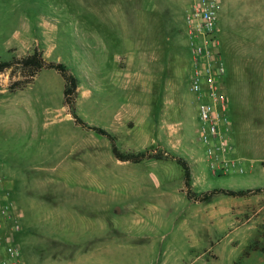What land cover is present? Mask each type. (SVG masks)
<instances>
[{
    "label": "rangeland",
    "instance_id": "1",
    "mask_svg": "<svg viewBox=\"0 0 264 264\" xmlns=\"http://www.w3.org/2000/svg\"><path fill=\"white\" fill-rule=\"evenodd\" d=\"M187 5L0 0L2 60L47 50L49 61L63 63L79 81L80 120L108 130L122 151L168 155L119 162L107 138L67 116L65 82L56 70L0 96V177L12 183L11 198L23 209L24 264H264V208L248 204L264 200V0H230L218 20L231 140L246 168L224 176L213 173L199 141ZM158 21L173 26L170 40ZM248 50L260 55L244 57ZM14 80L0 73V90ZM239 96L244 103L234 102ZM89 135L91 154L89 140L81 147ZM98 138L101 155L94 150ZM171 157L199 172L202 183L192 182L197 196L216 189L261 192L189 199L184 170Z\"/></svg>",
    "mask_w": 264,
    "mask_h": 264
},
{
    "label": "built area",
    "instance_id": "2",
    "mask_svg": "<svg viewBox=\"0 0 264 264\" xmlns=\"http://www.w3.org/2000/svg\"><path fill=\"white\" fill-rule=\"evenodd\" d=\"M220 0H191L185 24L191 56V89L197 96L198 136L211 170L224 176L246 172L232 144L230 102L224 88L228 68L217 36ZM23 212L9 198L0 177V264H24L17 237Z\"/></svg>",
    "mask_w": 264,
    "mask_h": 264
},
{
    "label": "trees",
    "instance_id": "3",
    "mask_svg": "<svg viewBox=\"0 0 264 264\" xmlns=\"http://www.w3.org/2000/svg\"><path fill=\"white\" fill-rule=\"evenodd\" d=\"M43 70H56L64 79L65 82V104L68 108L69 113L73 116L76 123L80 124L83 128L91 130L100 136L107 138L111 144V150L115 158L120 162H130V163H141L144 160H162L168 155L161 152H133V151H122L117 147L116 137L109 133L107 130L90 126L79 119L75 112L77 98L79 94V81L78 79L69 71L66 65L63 63H56L49 61L39 48H34V50L25 56L16 57L14 56L10 60H2L0 58V73L10 72L11 79L14 80L15 77H22L23 79H15L11 82L8 87V92L15 93L26 89L31 85L38 75ZM178 165H180L184 170V184L189 199L195 200L200 203H205L217 196L225 195L230 197H249L257 195L261 190H227V189H216L213 191H208L197 196L192 192L191 186V172L190 167L187 162L180 157H171Z\"/></svg>",
    "mask_w": 264,
    "mask_h": 264
},
{
    "label": "crops",
    "instance_id": "4",
    "mask_svg": "<svg viewBox=\"0 0 264 264\" xmlns=\"http://www.w3.org/2000/svg\"><path fill=\"white\" fill-rule=\"evenodd\" d=\"M221 1V3H222V11H221V14L220 15H222V12L223 11H225V9H226V6H227V4H228V2L230 1V0H220ZM191 2V0H187V3H188V5H189V3ZM188 5H187V8H188ZM246 13V12H245ZM247 16H249V14H247ZM153 22V21H152ZM158 22H160V21H158ZM166 23V24H165ZM165 23H162V21L160 22V23H158V25L161 27V26H163L162 27V29H161V31H160V33L162 34V36H164V35H166V37L169 39L170 37H171V28L173 29V26H171V23L169 22V21H167V22H165ZM150 25H153V23H146L145 22V26L146 27H151ZM144 26V25H143ZM144 26V27H145ZM152 30L151 29H146V32H150V34L153 32H151ZM154 31H156V30H154ZM153 36V35H152ZM217 36H218V28H217ZM164 38V37H163ZM218 38H219V36H218ZM170 40V39H169ZM219 40H220V51H221V53H223V51H224V49L222 48L223 47V44H222V41H221V39L219 38ZM38 48V47H37ZM223 49V50H222ZM39 50H41L43 53H44V56L48 59V56H49V53H47V50H45V49H40L39 48ZM142 50H140L139 51V53L137 54V55H135V57H132V58H136V57H140L141 55H142V52H141ZM189 52H190V50H189ZM249 52V53H248ZM257 52V53H256ZM260 51L259 50H257V51H251V50H248V51H245V53L243 54V56L244 57H248V56H251V58H256L257 57V55L259 56L260 54ZM223 55V54H222ZM154 58H160L157 54L154 56ZM250 58V57H249ZM159 60L160 59H157V61L159 62ZM161 61V65H162V60H160ZM125 78V77H124ZM190 86H191V78H190ZM151 88V87H150ZM224 88H225V85H224ZM151 90V89H150ZM191 91H192V89H191ZM193 92V91H192ZM16 93V92H15ZM194 93V92H193ZM227 93V95H228V98H229V102H230V104H231V101H232V98H231V95H229L228 94V92H226ZM8 94H12V93H10V92H8L6 89H3V90H0V96L2 97V96H6V95H8ZM195 94V93H194ZM196 95V94H195ZM234 96V95H233ZM196 101H197V96H196V99H195ZM231 100V101H230ZM242 100H244V97L242 98V97H240L239 96V98H234V102H238V103H244V102H241ZM195 101V102H196ZM196 105H197V113H198V104H197V102H196ZM64 109H66L67 110V108H65L64 107ZM152 112H154V111H152V110H150V113L152 114ZM230 113H231V105H230ZM66 114H67V116L68 117H71V114L69 113V111L67 110L66 111ZM63 118V117H62ZM116 126V125H115ZM115 126H113L114 128H115ZM129 127H132L133 128V126H132V124L131 125H129ZM131 128V129H132ZM106 130V129H105ZM108 131V130H107ZM112 134V133H111ZM113 135V134H112ZM86 140H89L90 142H89V144H88V151H89V154H91L90 152H91V150H92V148H91V136L89 135V136H85V137H83V145L81 146L83 149H84V151L86 150V148H87V143H86ZM98 141L96 142V144H98V146L97 145H95L94 146V150H95V155H101V151H102V149L104 148V146H102L101 145V143H102V140H100V138H98L97 139ZM97 146V147H96ZM93 151V150H92ZM137 152V151H136ZM139 152V151H138ZM186 152H187V149H186ZM188 153V152H187ZM237 153V152H236ZM120 162V161H119ZM121 163H129V162H121ZM188 164V163H187ZM66 165H67V163H66ZM188 166L190 167V172H191V186H192V182H193V180H194V177L196 178V181H197V184H201L202 183V178L199 176V172L197 171V170H193V168H191V166L188 164ZM2 179L4 180V178L2 177ZM42 179V178H41ZM45 179H47V178H45ZM48 181H50V179H48ZM42 182H40V184H41ZM52 183L53 182H50V184L52 185ZM11 182H8V183H6V181L4 180V185H5V189L7 190V192H8V195H9V198H10V200L13 202V200H12V198H11V192H10V190H9V186H11ZM41 185H43V186H45V184H41ZM47 185V184H46ZM249 197H252V196H249ZM262 201H264L262 198H261V200H260V202H257V203H253V202H250V203H248L249 205H252V204H257V205H260V207H259V209H258V211H261L263 208H264V206H261V202ZM15 204V203H14ZM16 205V204H15ZM18 208H20L21 210H22V212H23V209L21 208V207H19L18 205H16ZM234 208V207H233ZM257 211V212H258ZM257 212L256 213H254V214H257ZM23 218H24V213H23V216H22ZM251 219H252V217L249 215L248 216V218H247V222H249V221H251ZM19 236L17 237V240H18V242H19ZM19 244H20V242H19ZM21 245V244H20Z\"/></svg>",
    "mask_w": 264,
    "mask_h": 264
}]
</instances>
